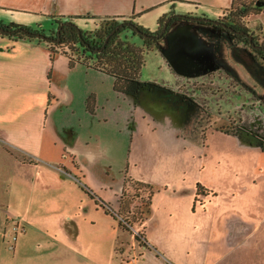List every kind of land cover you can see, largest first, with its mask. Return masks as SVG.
Returning a JSON list of instances; mask_svg holds the SVG:
<instances>
[{
  "label": "crops",
  "instance_id": "1",
  "mask_svg": "<svg viewBox=\"0 0 264 264\" xmlns=\"http://www.w3.org/2000/svg\"><path fill=\"white\" fill-rule=\"evenodd\" d=\"M231 2L0 0V23L50 29L60 19L91 30V19L125 18L155 31L172 15L216 20ZM246 26L264 37V12ZM187 29L201 30L173 23L165 36ZM213 36L218 50L230 46ZM157 84L164 88L124 94L112 74L66 50L51 56L45 43L0 34V264H184L182 253L191 256L185 264H264L263 207L255 210L232 183L230 214L214 216L206 210L219 191L205 186L215 195L195 200L196 183L184 187L185 171L173 162L184 129L168 101L176 91ZM128 179L165 189L156 212L168 194L183 197L163 208L164 220L179 222L170 249L146 236L147 218L128 231L96 200L117 211Z\"/></svg>",
  "mask_w": 264,
  "mask_h": 264
},
{
  "label": "rangeland",
  "instance_id": "2",
  "mask_svg": "<svg viewBox=\"0 0 264 264\" xmlns=\"http://www.w3.org/2000/svg\"><path fill=\"white\" fill-rule=\"evenodd\" d=\"M221 17L251 32L246 26V17L239 16L236 11H227ZM112 20L121 19H91L93 23L89 27L92 29L85 31H93ZM204 25L193 24L201 29L198 32L174 30L164 39H159L150 50L144 52L140 78L176 91H172L175 99H172L170 92L165 93L170 96L168 101L184 127L182 136L178 137L173 162L185 171V188L190 184L203 183L202 186L212 188L217 193L219 191L215 197L218 198L216 203L207 205V214L217 216L231 206L229 202L236 200V196L233 197L230 192L232 183L239 186L245 202L255 200V210L257 207L264 209V152L256 144L257 139L264 136V60L254 62L245 43L224 46L220 39L226 34L213 26V29H207ZM55 28L56 24L50 29H43L53 36ZM214 32L223 45L222 49L216 48ZM252 33L259 43L264 42L259 33ZM132 40L143 49L138 37ZM60 48L70 52L67 46ZM135 149V146L132 147V154ZM165 152L171 156L169 150ZM128 184L119 213L131 224L128 228L131 231L141 228L140 218L146 217L149 189L135 182ZM163 191L164 188L158 190V187L152 186L151 213L145 223V232L157 245L170 249L169 234L179 222L170 218L164 220L163 208L181 196L168 194L165 200L161 199L160 209L156 212V203ZM197 196L206 197L201 193ZM196 205L199 206L198 202ZM119 240L118 247H123L127 242L124 236ZM177 240L183 242L185 237ZM180 260L185 264L191 260V256L188 259L182 253Z\"/></svg>",
  "mask_w": 264,
  "mask_h": 264
},
{
  "label": "trees",
  "instance_id": "3",
  "mask_svg": "<svg viewBox=\"0 0 264 264\" xmlns=\"http://www.w3.org/2000/svg\"><path fill=\"white\" fill-rule=\"evenodd\" d=\"M228 11L230 13L236 11V14L244 17L256 15L264 12V0H232ZM216 20L218 24L214 25L212 22L196 20V17L190 15H172L167 23L166 29L160 34L165 18L160 19L158 28L155 31H149L131 19L125 18L112 20L103 26L100 25L99 28L93 31H85L72 21L69 24H64L68 20L54 19L56 28L53 36L45 33L42 28H32L14 23H0V27L4 30L0 34L16 40L45 43L50 49L51 56H53L55 51H60V47L67 46L70 49L68 53L74 55L78 61L88 62L91 66L112 74L114 76V89L116 91L135 96L140 90L164 88L157 83L142 81L140 78V69L144 63V52L150 50L159 39L163 38L173 23L188 22L194 25L205 24L213 26L215 29L220 30L221 33L224 32L226 34V37L220 39L226 45L236 46L237 44L245 43L250 48L249 55L254 62L264 60V42L259 43L252 31L249 33L244 26L236 24L233 21H227L224 17ZM59 26L61 28L58 31ZM239 32H242V34ZM247 33L251 34L250 41ZM37 34L45 35L47 39L37 37ZM142 34L145 36H142ZM134 37H138L142 42L143 49L133 42L132 38ZM51 45L56 48H53ZM256 144L264 152V136L261 139H257ZM127 182L145 185L149 189L146 201V217L144 219L140 218V221L143 223L151 211L150 206L153 196L152 185L131 179H128ZM195 189V200L200 193L204 196L215 195L213 190L202 186L200 183L196 184ZM126 190H122L119 209L117 211H113L108 204L99 199L96 200L107 213L114 217H119V225L128 230L131 224L119 213L124 203L123 197ZM134 238L140 244L146 245L143 233L135 235Z\"/></svg>",
  "mask_w": 264,
  "mask_h": 264
},
{
  "label": "water",
  "instance_id": "4",
  "mask_svg": "<svg viewBox=\"0 0 264 264\" xmlns=\"http://www.w3.org/2000/svg\"><path fill=\"white\" fill-rule=\"evenodd\" d=\"M170 19H171V18L169 17V18H167V19L165 20V22H164V24H163V26H162V28H161V30H160V34H162V33L164 32V30H165L166 27H167V23L169 22ZM196 20L204 21V22H212V24H214V25H217V24H218L217 20H212V19H209V18H206V17H203V16L196 17ZM69 23H71V22H70V21H67V22H65L64 24H69ZM60 28H61V26L58 27V31L60 30ZM2 31H4V30H3L2 27H0V32H2ZM239 33L242 34V32H239ZM36 36H37V37H40V38H42V39H47L45 35L37 34ZM142 36H145V35L142 34ZM247 37L249 38V41H250V40H251V34L247 33ZM54 41H55V40H54ZM251 45H252V44H251Z\"/></svg>",
  "mask_w": 264,
  "mask_h": 264
},
{
  "label": "built area",
  "instance_id": "5",
  "mask_svg": "<svg viewBox=\"0 0 264 264\" xmlns=\"http://www.w3.org/2000/svg\"><path fill=\"white\" fill-rule=\"evenodd\" d=\"M134 231H135V230H134ZM138 234H139V233H137V232L135 231L134 236H135V235H138ZM14 238H15V237H13L12 239L14 240Z\"/></svg>",
  "mask_w": 264,
  "mask_h": 264
}]
</instances>
